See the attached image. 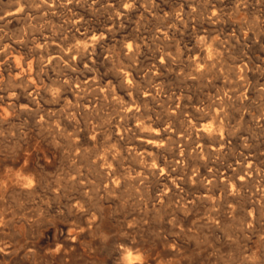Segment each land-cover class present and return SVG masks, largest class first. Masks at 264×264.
I'll use <instances>...</instances> for the list:
<instances>
[{
  "label": "clouds",
  "instance_id": "obj_1",
  "mask_svg": "<svg viewBox=\"0 0 264 264\" xmlns=\"http://www.w3.org/2000/svg\"><path fill=\"white\" fill-rule=\"evenodd\" d=\"M0 264H264V0H0Z\"/></svg>",
  "mask_w": 264,
  "mask_h": 264
}]
</instances>
